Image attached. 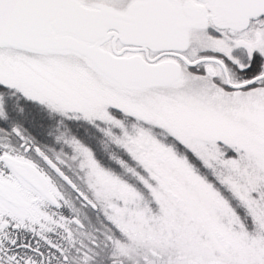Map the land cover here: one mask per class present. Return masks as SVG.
<instances>
[{
    "label": "snow or ice",
    "instance_id": "snow-or-ice-1",
    "mask_svg": "<svg viewBox=\"0 0 264 264\" xmlns=\"http://www.w3.org/2000/svg\"><path fill=\"white\" fill-rule=\"evenodd\" d=\"M0 264H264V0H0Z\"/></svg>",
    "mask_w": 264,
    "mask_h": 264
}]
</instances>
